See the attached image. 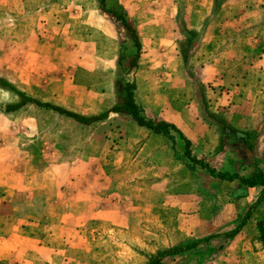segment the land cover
Returning <instances> with one entry per match:
<instances>
[{"label":"rangeland","instance_id":"374dc122","mask_svg":"<svg viewBox=\"0 0 264 264\" xmlns=\"http://www.w3.org/2000/svg\"><path fill=\"white\" fill-rule=\"evenodd\" d=\"M124 1L130 12L134 14L143 12V17L140 16L139 19L142 24L141 36L145 43L142 63L137 70L139 76L136 98L138 102L147 100L145 102L151 110H148L146 116L151 119H159L157 113L165 109H181L187 135L194 142L191 145V152L193 156L203 160L204 164H195L187 159L184 155V143L176 133H173V139L169 137L166 139L177 155L172 157L162 154L156 162L148 163L137 157L138 144L145 137L134 130L130 131L129 127L126 128L125 120L114 117L108 121L101 120L93 125L83 126L34 104L25 105L13 117L12 122L17 127L10 133V137L18 141L33 139L29 145L35 153L36 163L34 170H30L31 175L35 173L37 167L46 163L39 157V153L46 147L43 142L48 141L49 146L57 150L66 161L75 159L80 154L83 157L98 156L101 158V165L107 168L111 180L115 182L114 185L117 183V190L126 189L127 194L143 190L144 198L152 200L151 210H148V205H141L146 207L143 212H139L144 217L136 218L133 215L135 218L131 220L129 231L124 233L123 237L119 233L111 232L103 224L92 222L88 224L87 237L91 242V249L99 251L101 256H104L100 260L101 263L151 264V256L176 245H186L213 237L210 242L200 244L187 255L163 260V264H219L216 254L226 240L223 235L244 222L240 247H250L249 253L259 251L257 256L259 263L255 264H264V243L260 244V238L258 240L251 238L259 237L260 234L259 229L251 224V217L260 219V216L264 215V205L246 219L247 212L252 206L245 196L236 195L239 182L218 179L205 168L207 164L216 174L236 173L240 176L264 169V119L260 132H254L253 135L247 133V141L250 140L252 144L251 147H247L246 144L233 140L227 128L225 130L205 119L203 121L195 118V107L197 112L200 110L202 114L206 104L200 101L198 94L195 98L191 88L184 81L182 65L179 67V62L175 63V51L167 48L171 37L161 36L165 39V45L157 49L158 42L153 43L157 33L149 29L148 25H143L157 13L162 14L160 17L164 20L172 11V2ZM191 1L193 0H188L185 6L189 7ZM262 1L249 0L251 4L244 7L249 9L245 14L255 10L258 14L260 10L264 12ZM82 3L85 8L83 11L94 5L91 0H83ZM73 7L71 5L68 9L72 10ZM222 12L225 13L222 15L224 18L227 12L232 10L226 7ZM64 21L71 28H63L57 36L58 41L55 42L53 38L43 40L41 43L45 44L44 47L34 45L30 52L26 50L32 41L29 39V30L22 27L17 28L13 36L0 34L2 48L6 43L24 46L27 39L29 43L25 48L15 50L7 48L1 51L0 71L6 73V78L17 80L12 83L36 100L58 104L88 116L99 114L107 110L112 98L115 99L114 102L118 100L116 82L123 80L125 75L121 72L122 68L118 70V75L115 74L117 66L114 67V54H122L123 67L127 68L130 47L123 44L121 49L114 50L111 44L105 43L100 31L91 30L86 24L80 26L78 19L67 18ZM118 33L122 42L124 34L121 31ZM114 47L117 48L116 45ZM203 56L199 58L200 60L197 59L198 62L203 60ZM79 64H82L81 67H78ZM133 71L132 69L130 76L133 75ZM195 72L198 74V70ZM187 74L191 80L196 78L193 69H189ZM171 88L175 89L168 91ZM164 93L170 94L165 98ZM193 99L195 105L193 102L191 106L190 102ZM10 101L16 102L18 99L9 92L0 91V105ZM211 107L215 109L214 104ZM206 108L207 111H212L209 104ZM257 110L259 112V109ZM262 116L264 117V114ZM260 118L261 116L258 120ZM106 139L113 141L124 139L126 145L123 147L119 143L115 144L116 146H109ZM145 164L157 165L159 169L147 171L148 166H144ZM137 206L135 204V207ZM254 230H258V233H254ZM108 235H113L117 242L109 240ZM121 238L124 239V245L120 242ZM233 242L234 239L230 238L229 245L226 244L227 252H233L235 249ZM211 256H214L212 260L209 258ZM226 264L237 263L232 260Z\"/></svg>","mask_w":264,"mask_h":264},{"label":"crops","instance_id":"0c3cea01","mask_svg":"<svg viewBox=\"0 0 264 264\" xmlns=\"http://www.w3.org/2000/svg\"><path fill=\"white\" fill-rule=\"evenodd\" d=\"M82 1L0 0V34L13 36L17 28L24 27L29 30V39H32L31 45L26 49L30 52L34 45L44 47L45 44L41 43L43 40L53 38L55 42L58 41L57 36L61 30L66 27L71 28L64 20L73 18L79 20L80 26L86 24L91 30L100 31L105 43L111 44L114 50L121 49L123 44L130 47L131 40L126 27L120 20L105 11L106 9L115 10L126 17L140 38L141 53L138 67L130 76L134 77L137 89V76H139L137 70L142 63V50L145 43L141 36L142 24L139 19L140 16L143 17V12H135L136 14L130 12L124 0H105L103 6L100 0H91L94 5L83 11ZM169 1L172 2V11L164 20H161L162 14L157 13L143 24L157 33L153 41V43L158 42L157 49L165 45V39L161 36H170L167 44L169 46L166 47L175 51V63L179 62V67L182 65L184 81L191 88L195 98H197V89L193 82L195 78L190 79V75L187 74L189 69H193L197 81L204 85L205 98L213 113L226 119L234 129L240 132L250 135L260 132L264 119L262 116L264 114L263 10H260L259 14L256 10L245 14L249 9L244 7L251 4L249 0H218L216 3L215 0H193L189 3V7L185 6L188 0ZM261 3L264 5V0ZM71 5L74 6L72 10L68 9ZM226 7L232 12H227L228 14L223 18L222 15L225 13L222 11ZM179 18L185 23L187 30L199 33L198 41L189 51L186 64L183 63L180 54L183 35L178 24ZM118 31L124 34L122 42L119 40ZM28 44V39L24 46L6 43L4 48L0 46V52L7 48L11 50L25 48ZM115 45L117 48L114 47ZM202 55H204L203 60L198 62L197 59L202 58ZM117 56L118 53L114 54L115 68ZM79 65L78 67H81L82 64ZM197 70L198 74L195 72ZM5 75V72L0 71V77L11 83L17 81L10 80ZM174 89L171 88L168 91ZM0 91L4 90L0 88ZM170 93H164L163 96L166 98ZM136 100L138 101L137 98ZM114 101L115 99L112 98V102H109L106 110L108 116L102 120L108 121L118 117L126 121V128L129 127L130 131L134 130L145 137L138 144L137 157L144 162L152 163L159 160L162 154L172 157L175 155L165 135L154 134L147 128L138 126L130 117L110 112L109 110L115 104ZM145 101H139V104L147 114L151 107ZM193 102L195 105L194 99L190 102L191 106ZM210 104H214L215 109ZM20 109L5 113L0 106V264H103L100 260L104 256H101L99 251L91 249L92 245L87 237L88 224L91 222L103 224L111 232L119 233L123 237L124 233L129 231L131 220L135 218L133 215L136 218L144 217L139 212H143L146 207L141 205H148V210H151L152 200L144 198L143 190L130 194L125 192L126 189L117 190V183L114 185L115 182L111 180L107 168L101 165V158L98 156L83 157L80 154L75 159L66 161L57 150L49 146L48 141L43 142L46 147L39 153V157L46 163L37 167L35 173L31 175L30 170H34L36 163L35 153L29 145L33 139L18 141L10 137V133L17 127L12 122L13 117ZM182 114L181 109L169 108L157 113V117L158 120H164L176 126L192 145L194 142L187 135ZM194 116L205 121L201 111L197 112L196 107ZM259 116L261 118L258 120ZM30 130L32 131V128ZM26 131L24 128V132ZM113 132H115L114 129ZM106 140L109 146H116L115 144L119 143L123 147L126 145L124 139ZM128 140L132 142L131 139ZM248 143L246 146L251 147L250 140ZM144 166H148L147 171L159 169L157 165L145 164ZM261 170L264 172V169ZM262 191V186L246 188L243 196L252 206L251 216L255 210L264 205ZM135 204L138 206L135 207ZM251 218L253 227H257L260 231V226L264 227V215L258 220ZM243 227L244 225L232 237L235 245L233 252H227L226 244L229 245L230 239H226L221 245L223 247L216 254L217 259H221L220 261L218 259L219 264H226L232 260L237 264L259 263L257 258L259 251L249 253L250 247H240ZM254 233H258V230H254ZM108 238L112 242H117L113 235H108ZM251 238L258 240L260 234L259 237L251 236ZM120 242L123 244L124 239L121 238ZM260 244H263L262 241ZM209 258L212 260L214 256Z\"/></svg>","mask_w":264,"mask_h":264},{"label":"trees","instance_id":"16d2710c","mask_svg":"<svg viewBox=\"0 0 264 264\" xmlns=\"http://www.w3.org/2000/svg\"><path fill=\"white\" fill-rule=\"evenodd\" d=\"M105 0H100V4L103 6L105 5ZM218 2V0H215V3ZM106 9L105 7L103 8ZM107 13H109L111 16L115 17L117 20H120L122 24L126 27V30L128 32V35L131 40L130 45V54H129V61L127 63V68L123 67V56L122 54L118 53L117 56V69L114 71L116 75H118V70L122 68V74L124 73L123 80H119L120 82H116V93L118 96V100L115 102L113 107L109 110L110 112H115L119 115L128 116L130 117L138 126L145 127L149 131H151L154 134H163L166 137H169L170 139H173V134H178L179 138L182 139L184 143V155L187 157L188 160L192 161L195 164L202 165L203 160L193 156L191 152V141L183 135V133L173 124L168 123L164 120H158V119H151L146 116L144 108L139 104V102L135 98V89L136 84L134 81V77L130 78L131 70H135L138 67V61L140 59V53H141V42L139 35L136 31V29L128 23L126 17L123 14H118L115 10L106 9ZM179 16L180 15V7H179ZM179 28L182 31L183 40L180 43V54L183 60V63L186 64L188 57H189V51L190 49L195 45V43L198 41V34L196 31L193 30H187L185 23L183 20L179 18ZM197 78V77H196ZM193 79V82L195 84V87L197 89V94L200 96V101L203 104H206L204 107L205 109L202 111V116L204 119L209 122L210 124H215L217 126L222 127L223 129L227 128L228 132L230 133L233 140L240 141L242 144H247V136L248 134L245 132H240L236 129H234L223 117L213 113L212 111H207L206 106L208 107V102L205 98L204 94V85L199 83L197 79ZM118 83V84H117ZM115 85V83H114ZM0 88L6 92H9L13 94L18 101L16 102H6L2 103L0 106L3 110V112H12L20 109L26 104H34L39 107H44L49 110H52L56 112L58 115H62L64 117L70 118L74 121H76L79 124L82 125H90L96 121L102 120L107 118L108 111H103L96 115H83L79 113H75L73 111H70L68 109H65L61 106L49 103V102H41L39 100H36L31 95L25 93L23 90L16 87L13 83L7 81L3 77H0ZM226 130V129H225ZM175 154L177 155V152L175 151ZM205 168L208 170L210 174H212L214 177L221 179V180H228L233 181L237 180L239 182V188L236 190V195H244L247 187H254V186H262V198L264 197V172L261 169H258L254 172H252L248 176H240L238 174H229V173H215V170L211 168L209 165H205ZM261 198V199H262ZM259 200V202L261 201ZM252 210V209H251ZM251 210L247 212L246 218L249 217L251 214ZM244 223V222H243ZM238 225L236 228L231 230L228 233H225L223 237H226L225 239H230L236 235L240 229L242 228V224ZM219 237V236H218ZM216 238V237H215ZM213 237H206L205 239L198 240L195 242H192L190 244L186 245H176L172 247L171 249H168L158 255L151 256V264H163V260L166 259H173L176 256L181 255H187V253H190V251H193V249H196L199 247L202 243H208L210 240H212ZM260 239L262 243H264V227L260 226Z\"/></svg>","mask_w":264,"mask_h":264}]
</instances>
